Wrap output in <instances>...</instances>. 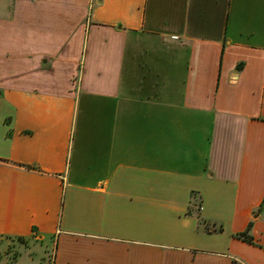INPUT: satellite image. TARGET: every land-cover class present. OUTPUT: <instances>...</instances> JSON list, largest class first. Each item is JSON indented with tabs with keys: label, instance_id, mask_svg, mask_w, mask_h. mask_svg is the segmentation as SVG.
<instances>
[{
	"label": "crops",
	"instance_id": "0c3cea01",
	"mask_svg": "<svg viewBox=\"0 0 264 264\" xmlns=\"http://www.w3.org/2000/svg\"><path fill=\"white\" fill-rule=\"evenodd\" d=\"M11 2L0 264H264V0Z\"/></svg>",
	"mask_w": 264,
	"mask_h": 264
},
{
	"label": "rangeland",
	"instance_id": "374dc122",
	"mask_svg": "<svg viewBox=\"0 0 264 264\" xmlns=\"http://www.w3.org/2000/svg\"><path fill=\"white\" fill-rule=\"evenodd\" d=\"M11 4H12L11 0H0V18L1 19L9 20V21L12 19V16L9 15V12L12 9V5ZM13 6H15V1H14ZM15 17L16 18H14L13 22H15V23H21L22 22V18H21L20 12ZM55 67H56V65L54 66V68ZM46 72H48L49 74H53V72L51 73L49 70L39 71L38 72V74L42 75L41 78L43 80H49V74H47ZM50 252H52L51 249H50ZM45 257H47V256H45ZM27 258L28 257H25V260H28ZM46 259H47V261H49L48 257Z\"/></svg>",
	"mask_w": 264,
	"mask_h": 264
},
{
	"label": "trees",
	"instance_id": "16d2710c",
	"mask_svg": "<svg viewBox=\"0 0 264 264\" xmlns=\"http://www.w3.org/2000/svg\"><path fill=\"white\" fill-rule=\"evenodd\" d=\"M240 239H243L249 243H253V239L248 235V232L239 235Z\"/></svg>",
	"mask_w": 264,
	"mask_h": 264
},
{
	"label": "water",
	"instance_id": "95a60500",
	"mask_svg": "<svg viewBox=\"0 0 264 264\" xmlns=\"http://www.w3.org/2000/svg\"><path fill=\"white\" fill-rule=\"evenodd\" d=\"M46 63V62H45Z\"/></svg>",
	"mask_w": 264,
	"mask_h": 264
}]
</instances>
